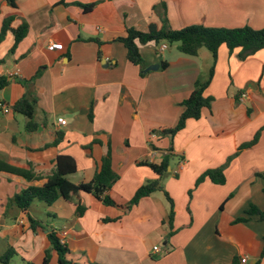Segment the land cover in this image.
<instances>
[{"label":"crops","instance_id":"0c3cea01","mask_svg":"<svg viewBox=\"0 0 264 264\" xmlns=\"http://www.w3.org/2000/svg\"><path fill=\"white\" fill-rule=\"evenodd\" d=\"M16 4L15 8L0 0V33L9 17L14 19L12 28L29 26L14 50L12 32L0 43V77L10 81L0 91V162L32 171L37 178L0 171V259L9 249L19 256L16 247L21 242L33 243L34 252H25L31 255L22 260L42 264L50 248L48 231L53 229L59 237L67 233V259L74 264H233L235 259L237 264H264V220L246 216L252 205L264 210V49L243 60L241 50L230 53L223 45L215 62L205 48L194 57L167 44L161 52L164 44L150 43L140 46L146 67L160 58L162 62L157 71L142 76L117 41L130 28L141 32H148L151 25L160 28L164 14L173 30L191 26L261 30L264 0H16ZM50 43L61 44L62 49L49 51ZM213 65L206 91L214 99L212 106L199 120L187 121L175 136V158L162 180L174 203L169 237L164 221L170 204L163 192L127 207L146 182L159 178L144 163L162 162L170 147L163 130L177 125L181 104ZM25 96L35 102L40 127L34 133L25 130V116L14 111ZM2 105L10 111L5 113ZM60 118L66 126L58 125ZM258 133L257 144L239 152ZM110 148L119 176L109 191L116 206L87 193L52 206L36 200L28 211L10 203L30 187H43L59 157L76 163L77 171L68 176L71 183H90ZM223 166L224 185L207 178L197 186L202 175ZM77 204L86 208L81 217L76 216ZM243 217L246 222L236 223ZM31 218L47 230L32 231ZM156 246L158 253L153 251ZM51 264H58L55 253Z\"/></svg>","mask_w":264,"mask_h":264},{"label":"trees","instance_id":"16d2710c","mask_svg":"<svg viewBox=\"0 0 264 264\" xmlns=\"http://www.w3.org/2000/svg\"><path fill=\"white\" fill-rule=\"evenodd\" d=\"M12 7H17L16 0H7ZM93 6H84L85 10L92 9ZM13 18L9 17L4 21L3 29L0 33V43L4 40L7 32H12L15 38V45L13 50L22 42L29 31L27 23H23L18 28H12ZM117 41L123 43L127 51L128 61L141 69V75H145L147 69L145 61L142 57L140 46H145L150 43L157 45L167 44L170 47L175 46L179 52L188 56H198L200 51L205 48L212 55L216 62L219 48L223 45L227 46L230 53L236 50H241L239 56L241 59H246L255 55L260 50L264 49V29L254 30L249 27L224 29V28H204L199 26H191L181 30H173L169 26L166 14L163 15L162 26L157 28L155 25L149 27L148 32H141L130 28L126 35L119 38ZM167 63H163L162 68H166ZM214 75V65L211 68L206 79L200 78L196 83L191 95L181 104L183 112L179 118L177 125L174 128L163 130V134L170 139V148L164 156L160 164L144 163L149 166L159 178L153 181L146 182L134 195L133 199L127 208L137 205L143 198L150 197L156 192H163L168 203L170 204V212L168 219L164 221L170 229L169 237L173 234V220L175 216L174 203L169 194L165 191L162 180L168 175L169 167L172 160L175 158L173 141L175 136L182 131L187 124V121L199 120L202 117L204 109H210L213 103L212 97L206 96L212 78ZM9 79L0 77V91L9 85ZM14 111L22 114L26 118L25 130L29 133L36 132L40 124L35 117V102L30 97L25 96L19 100L15 106ZM259 135L255 136L250 143L240 147L239 152L245 148L252 147L259 141ZM226 166L218 169L209 170L202 175L197 181V186L203 183L207 178L216 185H224L226 183L225 177ZM0 171L21 176L27 180L36 179L32 171L21 169L0 162ZM77 171L75 161L70 157H59L57 159L56 171L48 178V181L43 187H30L22 193L16 195L11 199L10 203L17 208L28 211L33 202L36 200L44 203L47 206H52L59 200L71 201L82 193L91 194L103 204L107 206H116L115 202L109 196V191L116 184L119 176L115 173L112 166V151L109 149L108 153L102 160L100 171L95 175L94 179L87 184L75 185L71 183L68 176ZM86 208L77 204L76 216L84 215ZM246 216H256L260 220H264V210L252 205L247 211ZM247 217L236 220V223L246 222ZM31 229L35 233L45 232L47 229L40 221L30 219ZM110 222V221H109ZM48 240L51 248L45 252V258L42 264H51L53 254L58 256V264H74L67 259L69 249L61 243L58 232L53 229L48 231ZM167 244V242H166ZM15 251L9 249L0 259L1 264H11L14 258ZM233 264H237L235 259Z\"/></svg>","mask_w":264,"mask_h":264},{"label":"built area","instance_id":"2783aa9c","mask_svg":"<svg viewBox=\"0 0 264 264\" xmlns=\"http://www.w3.org/2000/svg\"><path fill=\"white\" fill-rule=\"evenodd\" d=\"M167 48H168V46L164 44V45H162L160 47V51L164 52L165 50H167ZM61 49H62V45L58 44V43H50L49 46H48V50L49 51H58V50H61ZM2 107L4 108L5 113H8L10 111L9 107H4L3 105H2ZM58 125L66 126L67 125V121L65 119H63V118H60V119H58ZM61 235H62V237H61ZM61 235H60L61 243L65 245L66 244L65 236L67 235V233L63 232V233H61ZM153 251L155 253H158L161 250H160V248L158 246H156V247H154ZM242 263H246V259H243Z\"/></svg>","mask_w":264,"mask_h":264},{"label":"rangeland","instance_id":"374dc122","mask_svg":"<svg viewBox=\"0 0 264 264\" xmlns=\"http://www.w3.org/2000/svg\"><path fill=\"white\" fill-rule=\"evenodd\" d=\"M172 50L176 51V47L173 46L172 47ZM170 148V147H169ZM164 180V179H163ZM160 197H163L162 195H160ZM40 216V215H39ZM47 218V217H46ZM40 245V244H39ZM33 246V243L32 244H27V243H24V242H21L17 245L16 249L19 251L18 252V255L17 257H14L13 260H12V263L11 264H27V262L23 261L22 258L25 257L27 258L28 256H30L31 254L30 253H25V252H34V249L31 247ZM31 248H32V251H31ZM50 248H51V244H50ZM49 248V249H50ZM48 249V250H49ZM47 251V250H46ZM34 253H32L33 255Z\"/></svg>","mask_w":264,"mask_h":264},{"label":"water","instance_id":"95a60500","mask_svg":"<svg viewBox=\"0 0 264 264\" xmlns=\"http://www.w3.org/2000/svg\"><path fill=\"white\" fill-rule=\"evenodd\" d=\"M161 62H162V58L159 59V63L158 64L148 67L145 70V73L150 72V71H157L160 68Z\"/></svg>","mask_w":264,"mask_h":264}]
</instances>
